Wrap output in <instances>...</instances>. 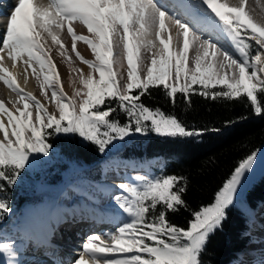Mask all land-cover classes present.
<instances>
[{"label": "snow or ice", "instance_id": "obj_1", "mask_svg": "<svg viewBox=\"0 0 264 264\" xmlns=\"http://www.w3.org/2000/svg\"><path fill=\"white\" fill-rule=\"evenodd\" d=\"M202 6L218 18L238 58L218 40L203 35V31L212 30V25L204 30L190 25L159 0H47V3L17 0L11 8L6 31L0 37V81L17 98L10 101L12 108L0 100V133L3 134L0 138V192L5 190V185L17 183L26 165H30V158H37L33 154L49 155L52 145L48 138L56 134H78L98 145L101 152L114 141L124 140L133 133L202 134L199 130H188L174 115L140 102L152 87L163 86L173 104L178 93L187 99L194 90L192 85L196 84L205 89L200 95H210L213 99H234L243 93L254 113L264 114V22L257 21L247 10V0H238L236 4L226 0H200L198 4L173 5L193 11ZM76 22L85 26L91 35H78L74 28ZM166 22L179 30L182 47L178 44L174 50L170 46V32L167 38L162 35L169 31ZM65 27L71 35L72 51L90 70L85 74L82 69H71L77 73L81 85L76 88V81H72V96L64 92L58 66L45 47L50 37L52 43L59 46L60 55L70 60L60 39ZM153 33L162 47L158 53H152L149 65L141 50L156 47L155 42L148 39ZM77 41L88 46L93 60L85 59L77 51ZM196 42L199 47L190 67L189 48ZM217 56L222 57L218 64L214 63ZM5 57L11 61L12 69L18 62L22 63L25 83L29 69L37 80L43 77L41 94L55 104V111H49L31 92H25L17 76L5 65ZM125 60L126 75L121 71ZM218 69H229L232 74H222ZM209 85L223 87L210 92ZM118 108L126 114L127 123L110 118ZM257 158L258 153L253 152L242 159L216 193L214 202L192 213L187 228L167 218L168 212L187 208L182 199L186 191L185 178L138 175L136 183H121L118 187L122 194L116 200L129 219L114 232L105 234L106 240L98 235L87 237L72 264H202L201 255L210 235L222 228L239 187L253 170ZM182 181H185L183 185ZM11 211L8 200L0 199V220ZM111 253L124 255L109 256ZM0 254L9 258L8 264H20L15 259V240L0 241Z\"/></svg>", "mask_w": 264, "mask_h": 264}, {"label": "trees", "instance_id": "obj_2", "mask_svg": "<svg viewBox=\"0 0 264 264\" xmlns=\"http://www.w3.org/2000/svg\"><path fill=\"white\" fill-rule=\"evenodd\" d=\"M208 86L210 92L217 91ZM187 99L178 93L175 104L163 86L152 87L141 97L150 108H160L174 115L188 130H199L195 136H162L154 132L133 133L116 140L101 152L99 146L78 134L60 133L48 138L52 145L48 156L39 157L38 167H27L15 185H5L0 199H7L12 211L52 198L64 186L62 172L69 166L83 168L91 178L100 176L102 164L123 156L149 165L153 177L185 178L186 191L182 199L187 208L168 212V220L183 228L193 218L192 213L214 202L216 193L231 177L239 162L264 145V114L257 115L246 97L226 99L200 95L204 87L192 85ZM138 91V90H137ZM127 123L119 108L111 117ZM160 158V163L154 162ZM185 181H182L183 185ZM264 203V171L248 186L242 201L230 206L223 226L210 235L201 255L202 264H230L252 241L248 220L250 213ZM159 207V206H158ZM11 211V212H12ZM4 215L0 225L7 221Z\"/></svg>", "mask_w": 264, "mask_h": 264}, {"label": "bare ground", "instance_id": "obj_3", "mask_svg": "<svg viewBox=\"0 0 264 264\" xmlns=\"http://www.w3.org/2000/svg\"><path fill=\"white\" fill-rule=\"evenodd\" d=\"M3 1L0 0V11L2 10L0 15H9L12 6L17 3V0ZM226 2L229 4H236L238 3V0H226ZM159 3L175 12L182 20L187 21L190 25L198 26L201 30L207 29L209 25H212V30L203 31V35L205 37L211 36L214 41L218 40L229 50V52L234 55V57L238 58V54L234 51L230 41L227 40L226 35L222 32V26H220L218 18H215L214 14H212L210 10L206 9V6H202L200 9L194 11L180 7H173V5L181 3L198 4L200 3V0H159ZM247 10L251 12L257 21L264 22V0H247ZM8 17L4 20L1 18L0 37L3 35L2 31L6 30ZM166 23H168L169 31L163 33L162 35L167 38V35L170 32L172 35V44L170 46L174 50L177 48L178 44L182 47L183 37L182 35H178L179 30L169 22ZM74 28L78 35H85L78 32L80 29L87 30L86 27L79 22L74 24ZM66 32L67 27L60 32V39L66 40L65 42L67 43L69 39L67 34L68 32ZM148 39L153 40L156 45L162 47L159 44V40L156 39L154 33L150 35ZM70 40L72 41L71 37ZM251 43L254 44V42ZM46 46L50 49L52 47L55 49L57 45L53 44L51 38L48 37ZM198 47L199 42L191 44L188 57L195 58L196 49ZM142 49L155 53H158L160 50L156 47ZM60 59H57L58 63H61ZM221 60L222 57L217 56L214 63L218 64ZM4 63L17 76V81L20 86L24 88L25 92H31L34 95L35 92L32 84L22 81L25 76L23 73L22 63L18 62L15 69L11 68V61L8 60L7 57H5ZM218 70L220 72L227 73L228 75L232 74L229 69ZM5 87L4 83L0 81V100H4L6 105L11 108L10 105L12 104L5 94ZM4 119L6 122V117ZM2 135L3 134L0 133V138H2ZM110 165L111 170L104 171L101 181L97 183H90L88 180H86L87 182L85 183L80 180H64L62 190L66 188L65 198L58 200L55 206L46 209L43 214L38 215L37 213L26 211L28 208L24 209L25 213L23 214L25 215L23 217L22 214V218L25 220L23 224L18 221L15 231L4 237L6 240L9 238L15 240L16 248H18L16 249L17 254L15 259L19 261L20 264H72V261L67 260H70L69 257H71V259H77L79 257V254L82 251V245L85 243L87 237L98 235L101 236L102 239L106 240L105 234L114 232L117 227L121 226L123 222L129 219L123 209L119 207L116 200V197L122 194V190L118 187V183L121 182L120 180L122 179V173L120 175L117 171V167H123L126 164L124 162H112ZM105 177L106 180L104 179ZM261 208L262 210H260L259 214L263 215L264 204ZM262 221H264L263 217L257 219V222L259 223ZM65 226L73 227L76 231L74 236L76 238H80L78 239L80 241L66 237V232L64 230ZM253 233L256 234L257 231L255 230ZM260 234L262 235L261 240L263 241V244L258 245L257 248L250 247L247 249L245 256L239 264H251L253 261L257 264L262 261V264L264 263V232H261ZM17 239H22L23 241L17 243ZM27 240H30L31 242L29 241L30 243H28ZM96 243L100 242L97 241ZM26 246H30L31 248L29 247V249H26ZM67 246H69V249L65 250L64 248ZM108 255L122 256L124 254L111 253ZM8 260V257L3 256L2 254L0 255V264H8Z\"/></svg>", "mask_w": 264, "mask_h": 264}, {"label": "rangeland", "instance_id": "obj_4", "mask_svg": "<svg viewBox=\"0 0 264 264\" xmlns=\"http://www.w3.org/2000/svg\"><path fill=\"white\" fill-rule=\"evenodd\" d=\"M3 2H5V0ZM43 2L47 3V0H43ZM0 12H2V10ZM9 15H10V13H9ZM9 15L8 14H4V16L0 15V21H1V18L3 20L7 19V17ZM1 27H3V26H1ZM5 31L6 30L2 31V33H4ZM78 32H80L81 34H85L86 36H90L91 35V34L88 33L87 30L80 29ZM67 34H68V39H69L68 42L66 43L65 42L66 40H62V42H63V44H65V51L67 53V56L71 57L70 60L66 59L65 56L60 55V49H59L58 45L55 47V49H54V47H52L50 49L46 45H45V47H46V49L50 50L51 57H52V59L55 61V63L58 66V71H59V74H60L61 84L63 86L64 92L68 96H72L73 90H74L72 81L73 80L76 81V83H75V87L76 88L81 87V85L79 84L77 73L71 72V69H73V68L78 69V70L82 69L85 74H87L90 70H89L88 66L83 64L76 57V54L72 51V41L70 40L71 35L69 33H67ZM80 43H81V45H80ZM79 45L82 46V47H80ZM76 48H77V51H79L81 53V55L85 59H87V60H93L94 59L92 51L82 41H79V42L76 43ZM141 51H142V55H143V58L145 60V63L150 65L151 56H152V53H154V52H149V50H146V49H142ZM57 59H60L62 64L58 63ZM194 60H195V58L188 57V62H189V66L190 67L193 66ZM60 64H61V66H60ZM124 64H125V67H124V69H121V71L124 72V74L126 75V60L124 61ZM221 73L224 74L223 72H221ZM95 75H96V78H98V73H96ZM42 79H43V77L41 76V80H37L36 77L31 74V69H29L28 74H27V80L28 81L26 83L32 84L33 90L35 92L34 96L38 100H40L41 103H43L45 105V107H47L49 109V111H55V104L53 102H51L50 100H46L44 98V96L41 94L40 83H41ZM22 81L25 82V76L23 77ZM183 82L184 81H183V77H182L181 78V85H183ZM169 83H172V81H169ZM5 94H6V96H7L9 101H15L17 99L16 98V94L14 92H12L11 90H9L7 88V86L5 87ZM48 95H49V97L51 96V91L50 90L48 91ZM10 107L12 108V105H10ZM256 153H258V158H257V160L255 162L254 168L244 178V180L242 182V185L239 187L238 193H237V195L235 197L234 201H237L239 203L242 201V199L244 197V193H245L246 189L248 188V186L251 184V182L264 171V145ZM33 155L37 156V158L34 159V160H32L30 158L31 163H30V165H26L27 167H38V165H39V157L43 156V154H33ZM112 162H114V163L124 162L126 164L123 167H120V166L117 167L118 170L116 169L120 173V175L122 173V175H121L122 179L120 180L121 182L118 183L119 185L121 183H136L135 177L138 176V175H143V176H147L149 178H154L152 173H151V170L149 168V165H147L145 162H135L132 159H130L128 157H123V156H116V157H113L111 159H108L106 161V163H105L106 166L104 165L105 167L103 166L101 168V172H100L101 174L97 178L98 180L90 181L91 177L87 174V172L83 168H79L76 165L67 167L62 172V177H63L64 180H74V181L80 180L83 183L87 182L86 180H88L90 183H97V182L101 181V178L103 176L104 171H107L106 169L110 168V166H111L110 164ZM154 162L156 164H159L160 163V158L156 157ZM104 179L106 180V177ZM90 183H89V185H90ZM65 189H63L61 191L62 193H58L56 195V197H54V198L52 197L53 199H48L47 197H45L40 203H37L35 205H29V206L26 205L27 207L24 206L21 210L12 211L10 213L11 216L9 217V221L4 223V224H2V225H0V241L6 240L4 237L8 236L13 231H15V229H16V227L18 225V223H17L18 221H20L23 224L25 219L23 220L22 214L25 213L24 212L25 208H28V210H26V211H29V212H32V213H37L38 215H41V214H43L45 212L46 209H48L50 207L52 208L53 206H55V204H56V202H58V200H61L62 198H65V193H66ZM263 204L264 203L262 202L261 205H258V207L254 211H252L250 213V218L248 220V225H249L248 231H250V233L252 235V238H253L252 241L240 253L239 257L237 259L232 260L230 262V264H239L242 261L243 257L245 256V254L247 252V249H249L250 247L257 248L258 245L263 244V241L261 240L262 235L260 233L264 232V221H262L260 223L257 222V219H260L262 217L264 218V214L263 215L259 214L260 210H262L261 207L263 206ZM24 215L25 214H23V217H24ZM21 218H22V220H21ZM255 230L257 231L256 234L253 233ZM73 239H76L77 241H80V240H78L80 238H73ZM20 241H23V240L22 239H17V243L20 242ZM19 247H20V245H19ZM29 247L30 246H26L25 248L29 249ZM68 247L69 246H67L64 249L65 250L69 249ZM16 249H18V248H16ZM69 258H70V260H67V261L75 260L74 258H72V259H71V257H69ZM262 262H259V263L262 264ZM251 264H257V263L253 261V263H251Z\"/></svg>", "mask_w": 264, "mask_h": 264}]
</instances>
